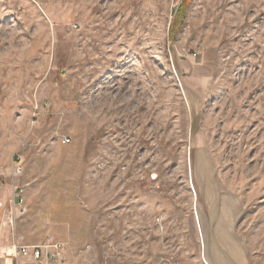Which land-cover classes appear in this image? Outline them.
<instances>
[{"label":"rangeland","instance_id":"1","mask_svg":"<svg viewBox=\"0 0 264 264\" xmlns=\"http://www.w3.org/2000/svg\"><path fill=\"white\" fill-rule=\"evenodd\" d=\"M11 213L66 264H264V0H0Z\"/></svg>","mask_w":264,"mask_h":264},{"label":"built area","instance_id":"2","mask_svg":"<svg viewBox=\"0 0 264 264\" xmlns=\"http://www.w3.org/2000/svg\"><path fill=\"white\" fill-rule=\"evenodd\" d=\"M63 143H70V140L65 139ZM21 170V168H18L16 171L21 173ZM22 193L23 190H20L19 195L15 196L14 210L21 208L24 204V199L21 197ZM14 213H11V218H7L2 222L0 244L4 245L2 239L8 237V235H13L15 227V223H13L15 221L13 218ZM11 237L10 239L8 237V243L2 249L6 258L12 259L16 264H66L67 248L64 243L55 240L52 235L36 245H19L13 239V236Z\"/></svg>","mask_w":264,"mask_h":264},{"label":"trees","instance_id":"3","mask_svg":"<svg viewBox=\"0 0 264 264\" xmlns=\"http://www.w3.org/2000/svg\"><path fill=\"white\" fill-rule=\"evenodd\" d=\"M188 0H185V2H187Z\"/></svg>","mask_w":264,"mask_h":264}]
</instances>
